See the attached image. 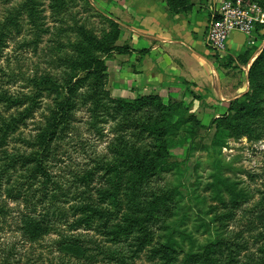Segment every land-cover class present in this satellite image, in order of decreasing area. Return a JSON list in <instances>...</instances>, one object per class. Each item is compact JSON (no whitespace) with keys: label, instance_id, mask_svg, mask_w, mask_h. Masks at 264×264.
Instances as JSON below:
<instances>
[{"label":"trees","instance_id":"1","mask_svg":"<svg viewBox=\"0 0 264 264\" xmlns=\"http://www.w3.org/2000/svg\"><path fill=\"white\" fill-rule=\"evenodd\" d=\"M77 1L92 15L73 22L66 43L49 38L54 55L45 51V69L17 76L0 67V233L12 202L22 206L17 212L24 242L55 236L52 264H137L142 259L149 264H264V257L252 255L264 245V198L257 203L261 219H244V225L237 216L249 212L245 207L253 195L243 181L212 175L206 188L216 186L220 206L209 205L210 219L197 227L212 232L206 242L198 244L186 219H176L183 200L164 175L176 166L169 163L170 149L194 116L174 97L167 103L156 95L113 99L105 90L107 59L131 52L116 44L121 32L115 19L97 12L90 0H0V60L8 43L24 34L33 39L24 46L37 51L51 34L45 25L47 8L57 17L71 12L69 5L77 7ZM164 1L173 15L193 7L191 0ZM250 1L264 8L262 0ZM93 16L108 31L89 27ZM263 73L264 48L249 69L252 88ZM18 79L22 91L11 93ZM257 91L230 101L225 115L215 120L217 130L224 131L225 121L233 122L235 131L248 127V117L263 127L264 99ZM82 114L91 120L85 134L91 135L100 122L110 127V134L97 130L95 136L100 142L108 137L106 157L90 158L64 181L54 172L59 147L75 140L82 156L90 152L81 133ZM29 122H35V129L26 135ZM8 254L0 264H20Z\"/></svg>","mask_w":264,"mask_h":264},{"label":"rangeland","instance_id":"2","mask_svg":"<svg viewBox=\"0 0 264 264\" xmlns=\"http://www.w3.org/2000/svg\"><path fill=\"white\" fill-rule=\"evenodd\" d=\"M90 1L94 6L92 0ZM216 1V6L218 7V3L223 0ZM232 1H239L243 5L256 6L264 10V8L257 2H252L253 4H250V0H248V2H246V0ZM262 1L264 2V0ZM213 2L214 0H191V4L193 6L197 5L198 10H204L208 6H213ZM81 5V2L77 1V7H74L73 5L71 8L69 5L71 12L65 13L61 11V14H57V17H53L49 8H47V12L44 14L47 17L45 25L46 27L51 28V34L44 36V41L39 45L37 51H33L29 46H24L25 42L31 39V37L25 36V34L11 40L8 43V48L4 51V58L0 60V67L2 70L6 74L27 76L31 75L33 70L40 68L45 69V51L47 50L49 52V48L52 45L49 43V38L59 39L62 43H66L64 36L73 35V32L71 31V25L73 22L78 19L84 21L86 17L92 15V13H85ZM217 7H214L213 9ZM96 10L105 16H111L113 19H116V22L119 24L118 19L112 14L105 13L98 8H96ZM55 20L56 22H53ZM88 25L99 32H101L102 29L108 31V28L103 24L102 19L97 16L91 17L88 21ZM261 26L263 27L259 29V31H263L264 33V24ZM26 29L27 27L25 30ZM59 29H68V31L62 33ZM119 29L121 34L116 44L118 46H128L131 51L129 45L119 44L122 35L120 24ZM32 40L33 39H31L30 42ZM256 44L252 45L248 51H245L237 58L238 63L245 64L244 62L249 60L251 54L254 53L259 46ZM54 47L62 48L63 46L56 43L54 44ZM65 51L69 52L68 50ZM131 52L129 54H131ZM62 53L64 54V52ZM212 53L213 60L220 68L233 69V64L237 62L228 53L223 55L214 52ZM47 54L49 57L54 55L50 52ZM117 56L118 54H113L107 59L108 71L105 79V90L109 92L113 99L119 98L116 93L117 68L114 63ZM249 69L248 66L247 80L249 85L246 93L257 89L260 98L264 99V73L259 77L256 86L252 88L248 78ZM227 73L232 74V70L227 71ZM2 75L3 73L0 72V76ZM22 85V80L18 79V83L10 89L11 93L17 94V92L22 91ZM195 88L196 87L192 84L188 85V88L184 90L178 89V91H175L176 93H174V95L170 93L165 94V96H160L159 94H138L132 98L125 99H136L138 96L156 95L161 97L163 101L167 103L173 96L178 100H182L185 107L190 110V114L194 116V119H191L189 124L183 129L181 138L177 139L173 147L170 149L169 163L173 165L175 164L176 166L164 176L166 177L165 183L168 182L173 187H176L183 200V203L177 212L178 215L176 219H186V228L188 231L192 233L194 232L198 244H202L206 242V238H208L212 232L206 233V227L204 226L199 229L197 227L202 224V221L207 223L210 219L207 215L209 205L220 206L219 202L214 199L217 195L216 186H213L212 189L206 188L207 184H211L212 181H214L212 175H223L231 181H233V178L243 181L244 186L253 195L252 202L245 207L249 210L248 213L252 214L240 213L237 216V219H242L244 225L246 223V220L244 219H261L259 217L261 211L258 208L261 204L257 203L264 198V126L262 127L261 123L258 124L256 119L257 123L253 124V119L248 117L246 123L249 124V129H247L248 127L243 126L235 131L233 130V122L227 123V121H225L224 127L221 128L224 129V131L217 130L218 126L215 120L225 115L228 105L226 103L225 105H221L220 103H207L204 96L195 92ZM195 96H198L199 98H195ZM219 107H224L225 109L222 110ZM39 117L40 113L37 114L36 118ZM81 119V133L82 136L89 141L88 145L91 146H88L90 152L89 154H84L82 156L81 147L75 140H68V142H65L59 147V160L55 163L56 166L54 172L64 181L71 179L70 174H72V172L77 171L80 167L88 164L90 158L106 157V142L108 141V137L105 138L106 140L104 142H100L96 141L95 136L98 137L96 134L97 130L103 131L105 135L110 134V127L107 124L100 122L96 127L91 129V136L84 133L86 129H88L87 123L91 125V120L88 121V115L84 114L81 115ZM38 120L39 119L36 121ZM35 122H29V127L24 130L26 135L35 129ZM111 137L112 135L109 138ZM13 147L15 146L11 145L10 149ZM198 180L202 183L200 187H197L196 185ZM7 204L8 208L11 210V214L1 225L0 262L6 255H10L8 254L9 252L13 253V259L19 260L20 264H52L55 262L57 253L55 252V248L52 247L51 241V238H54L55 236L48 237L46 240L35 244L24 242L18 230L19 219L17 211L22 209V206L12 202H8ZM252 255L254 258L264 257V245L261 247L260 251L255 250ZM137 264L149 263L146 259H142L139 260Z\"/></svg>","mask_w":264,"mask_h":264},{"label":"crops","instance_id":"3","mask_svg":"<svg viewBox=\"0 0 264 264\" xmlns=\"http://www.w3.org/2000/svg\"><path fill=\"white\" fill-rule=\"evenodd\" d=\"M99 10L115 16L122 35L120 45H129L131 54L118 55L116 64L119 98L138 94L176 93L194 85L207 103H228L248 91L247 67L264 48L263 31L256 34V45L248 64L237 58L252 45L250 38L234 32L227 53L237 62L233 69L217 66L205 44V33L217 1L206 9L194 5L187 13L173 15L164 0H92ZM116 20V19H115ZM254 44V45H255ZM232 70V74L227 71ZM173 97V96H172ZM224 110V107H219Z\"/></svg>","mask_w":264,"mask_h":264},{"label":"built area","instance_id":"4","mask_svg":"<svg viewBox=\"0 0 264 264\" xmlns=\"http://www.w3.org/2000/svg\"><path fill=\"white\" fill-rule=\"evenodd\" d=\"M263 24L264 10L260 7L243 5L239 1L223 0L212 11L205 44L216 54H227L230 36L234 32H239L248 36L249 44L254 45L258 26Z\"/></svg>","mask_w":264,"mask_h":264}]
</instances>
